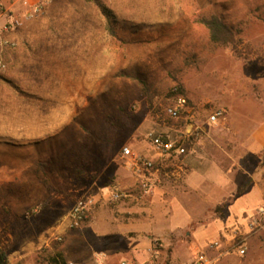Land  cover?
<instances>
[{
	"label": "rangeland",
	"instance_id": "374dc122",
	"mask_svg": "<svg viewBox=\"0 0 264 264\" xmlns=\"http://www.w3.org/2000/svg\"><path fill=\"white\" fill-rule=\"evenodd\" d=\"M70 1L54 13L83 42L76 70L37 80L3 60L0 71V246L10 261L49 264L63 251L68 264H188L205 252L213 264H264V0ZM212 14L241 31L237 52L211 40L199 19ZM176 86L203 132L187 154L160 156L148 134L178 137L189 122L165 112ZM124 146L154 160L149 193ZM80 196L95 204L70 228Z\"/></svg>",
	"mask_w": 264,
	"mask_h": 264
},
{
	"label": "crops",
	"instance_id": "0c3cea01",
	"mask_svg": "<svg viewBox=\"0 0 264 264\" xmlns=\"http://www.w3.org/2000/svg\"><path fill=\"white\" fill-rule=\"evenodd\" d=\"M36 1L30 0L31 3ZM70 2V0H49L44 15L25 17L28 7L21 1L0 0L1 26L13 17H21L24 20L22 26L12 31L0 33V40L4 39L7 42L5 45H0V59L11 65L20 63L22 65L21 70H26L27 72L36 71L37 80H59L60 74L55 75L53 74L54 72L75 71L77 63L81 61L78 56L85 55L82 48L83 42L76 40L77 33L75 31L62 30L60 23L65 21L67 17L54 13L59 7L67 6ZM25 65L27 66L24 67ZM33 77V75L27 73L23 85H32L33 82L30 81V78ZM56 83H54V86H60L59 83ZM46 84L44 86H48ZM53 93L55 94V91ZM133 175L137 179L134 173ZM136 184L134 182L127 187L116 185L115 188L124 192V196H130ZM123 259L138 264L133 259L126 257L120 260L106 259V263L102 262L100 257L97 259V263L120 264ZM10 263L13 264L11 261Z\"/></svg>",
	"mask_w": 264,
	"mask_h": 264
},
{
	"label": "built area",
	"instance_id": "2783aa9c",
	"mask_svg": "<svg viewBox=\"0 0 264 264\" xmlns=\"http://www.w3.org/2000/svg\"><path fill=\"white\" fill-rule=\"evenodd\" d=\"M21 1L27 6V12L25 17H38L45 13L49 0H37L31 3L30 0H14ZM93 1V0H89ZM24 24V20L21 17H13L7 21L3 26L0 25V33L5 31H12ZM7 42L4 39L0 40V45H5ZM6 69V63L0 59V71ZM173 98L169 105L166 106L165 112L168 117L179 120L185 119L188 122L187 127L182 130V133L178 137L171 136L169 133H156L150 132L148 134L149 139L154 145L155 150L160 156L167 157H180L188 152L187 143L200 139L203 132V127L196 126L191 123L193 119L194 106L187 95L181 93L179 87H174L172 90ZM225 110L223 108H216L212 110L207 116V122L209 124H216L224 116ZM123 157L127 158V163L131 171L140 178V187L145 193L151 191V184L147 173L155 168L153 159H150L145 154L134 151L130 146H124L122 148ZM124 196V192L115 188L112 191V199L114 201L120 200ZM94 199L90 196L78 197L69 213V227L78 228L81 227L90 217L91 210L94 207ZM259 216L264 217V208L259 209ZM258 222L257 217L251 222L252 226H255ZM59 241L63 240V236L57 238ZM212 244V246H216ZM238 251L241 255H245L247 252L246 246H239ZM69 264H74L70 262ZM120 264H135L127 259L121 260ZM188 264H213L211 258L205 253L201 252L196 258L190 261Z\"/></svg>",
	"mask_w": 264,
	"mask_h": 264
},
{
	"label": "trees",
	"instance_id": "16d2710c",
	"mask_svg": "<svg viewBox=\"0 0 264 264\" xmlns=\"http://www.w3.org/2000/svg\"><path fill=\"white\" fill-rule=\"evenodd\" d=\"M105 15L108 18V30L111 34H115V28L113 22L116 20L113 18L111 12L105 7L101 6ZM204 25H206L210 31L211 40L216 44L229 45L237 52V41L241 31L224 21V19L218 14H212L208 17H202L199 19ZM188 146V144H186ZM249 185H245L239 189V193H243L248 189ZM49 264H68L67 258L62 251H56L51 253L47 258ZM0 264H11L9 255L5 249L0 247Z\"/></svg>",
	"mask_w": 264,
	"mask_h": 264
}]
</instances>
